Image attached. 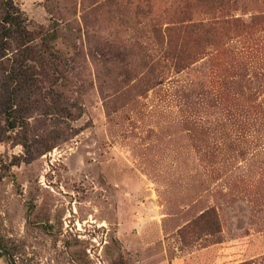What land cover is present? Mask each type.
<instances>
[{
	"label": "rangeland",
	"instance_id": "rangeland-1",
	"mask_svg": "<svg viewBox=\"0 0 264 264\" xmlns=\"http://www.w3.org/2000/svg\"><path fill=\"white\" fill-rule=\"evenodd\" d=\"M13 2L69 61L0 83V264H264V0Z\"/></svg>",
	"mask_w": 264,
	"mask_h": 264
},
{
	"label": "trees",
	"instance_id": "trees-1",
	"mask_svg": "<svg viewBox=\"0 0 264 264\" xmlns=\"http://www.w3.org/2000/svg\"><path fill=\"white\" fill-rule=\"evenodd\" d=\"M213 5L223 0H201ZM213 17L207 22L189 23L179 25L178 29H199L212 30L222 21H217ZM214 20V21H213ZM191 22V20H189ZM27 19L23 11L13 2V0H0V83L2 91H7L9 84L14 86V90L9 93L11 102L19 105L28 101L31 86L32 74L31 65H67L69 59L61 54L60 50H55L58 40L57 29L43 31L40 27L36 35L28 30ZM36 39L40 43L33 44ZM31 83V84H30ZM3 92V93H4ZM1 96V94H0ZM13 104V107L16 106ZM12 104V103H11ZM13 107L4 109L5 123L8 128L13 129L22 122L30 109L19 111L15 117ZM20 107V106H19ZM24 114V115H23ZM9 264H14L10 261ZM113 264H124L122 260Z\"/></svg>",
	"mask_w": 264,
	"mask_h": 264
}]
</instances>
